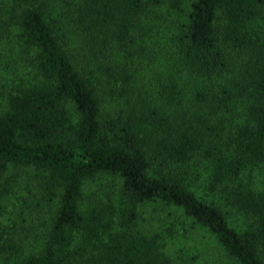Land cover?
Instances as JSON below:
<instances>
[{
	"label": "trees",
	"instance_id": "obj_1",
	"mask_svg": "<svg viewBox=\"0 0 264 264\" xmlns=\"http://www.w3.org/2000/svg\"><path fill=\"white\" fill-rule=\"evenodd\" d=\"M10 169L41 208L0 205V264H193V233L264 264V0H0L1 195Z\"/></svg>",
	"mask_w": 264,
	"mask_h": 264
},
{
	"label": "rangeland",
	"instance_id": "obj_2",
	"mask_svg": "<svg viewBox=\"0 0 264 264\" xmlns=\"http://www.w3.org/2000/svg\"><path fill=\"white\" fill-rule=\"evenodd\" d=\"M5 177L11 180L12 189L9 196L0 194V205H3L5 210L12 214L11 218H16L17 222L23 220L26 222L24 225H27L31 217H35V214L41 208L37 202L40 196L36 176L31 170L10 169L6 172ZM196 177L197 175L195 174L190 178V187L203 197L205 196V191H203L202 179H197ZM98 187L104 191V180H94L92 182L91 189H98ZM98 192L104 198L100 189H98ZM144 211V217L148 221L147 225L151 224L156 229L163 227V225L166 226L170 219L174 220L180 217L177 212L171 216L168 211H161L159 206L153 204L147 205ZM199 237L193 233V239L183 240V243L178 242L176 239L170 241L168 246L169 254L178 258L181 256V250L184 249V254H187L188 260L193 257V264H231L208 240L201 241L202 237L200 240L194 239Z\"/></svg>",
	"mask_w": 264,
	"mask_h": 264
}]
</instances>
